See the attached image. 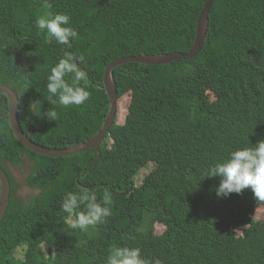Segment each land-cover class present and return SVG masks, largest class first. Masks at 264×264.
Masks as SVG:
<instances>
[{"label": "trees", "instance_id": "obj_1", "mask_svg": "<svg viewBox=\"0 0 264 264\" xmlns=\"http://www.w3.org/2000/svg\"><path fill=\"white\" fill-rule=\"evenodd\" d=\"M46 2L50 8L45 0H0V84L21 97V126L32 140L67 148L96 135L106 121V67L128 55L187 52L206 0ZM49 11L70 15L79 33L72 48L45 43L35 27ZM65 52L85 56L80 67L91 97L80 106H53L45 98L50 69ZM113 73L117 117L100 159L94 149L50 157L27 148L14 134L9 100L0 93V166L12 186L0 222V264H104L114 245L138 247L144 258L161 264H264L262 212L257 217L258 209L235 203L255 201L260 210L264 202L251 189L233 193L232 200L218 198L219 177H203L231 151L264 139V0H215L197 56L127 62ZM125 96L131 98L129 113L119 123ZM37 100L42 112L54 108L58 121L35 115L30 104ZM26 160L32 163L26 183L39 192L23 200L8 164L22 168ZM150 162L156 167L138 184V173ZM77 185L98 199L105 189L112 193L107 223L87 231L70 228L60 205ZM247 217L260 222L247 229ZM157 225L164 231L158 233ZM42 243L50 245L49 256ZM20 245L27 246L22 263L11 259Z\"/></svg>", "mask_w": 264, "mask_h": 264}, {"label": "clouds", "instance_id": "obj_2", "mask_svg": "<svg viewBox=\"0 0 264 264\" xmlns=\"http://www.w3.org/2000/svg\"><path fill=\"white\" fill-rule=\"evenodd\" d=\"M44 6L50 8V4L46 0ZM35 27L44 35V40L47 44H51L54 41L56 44L64 45L70 49L73 42L79 39V33L77 29L71 26V17L67 13H52L49 11L36 18ZM84 63L85 56L83 54L75 55L71 52H65L51 67L47 76V95H45L51 105L67 108L69 106L83 105L90 99L91 92L86 87L87 73L80 67ZM82 82L85 83L82 84ZM20 104L21 97L16 100L17 111L21 110L18 107ZM41 106L42 102L37 100L35 104L31 102L30 109L37 116L46 115L49 120L58 121V112L54 108L52 111L42 112ZM109 147L111 148V144ZM205 176L219 177L220 182L215 190L218 198L228 197L229 200H232L234 197L233 193L240 194L246 189H251L255 200L264 202V139L258 141L255 145L250 143L248 146L239 147L231 151L226 158L217 160L209 169H206L203 177ZM76 187L77 191H69L65 194L60 205L62 211L67 214L66 220L70 228L87 231L91 226L107 223V218L113 214L114 202L112 193L105 189L102 197L98 199L96 192L88 187L83 185H77ZM206 193H210L207 186L204 188V199L208 201ZM235 203L240 207L243 205L250 208H260V205L258 206L255 201L246 202V200H242ZM258 222H260V219L256 217H247L242 227L245 226L249 229ZM43 244L47 243H42L41 245L43 246ZM47 245L49 254L46 255L43 252L46 256H49L51 254L50 245ZM17 249L18 247L12 253L11 259ZM26 253L27 250L25 251L24 259L19 260L15 257V260H12L18 263L24 262ZM52 254L54 255V252ZM104 264H161V262L159 260L153 262L144 258L138 247L114 245L108 250Z\"/></svg>", "mask_w": 264, "mask_h": 264}, {"label": "water", "instance_id": "obj_3", "mask_svg": "<svg viewBox=\"0 0 264 264\" xmlns=\"http://www.w3.org/2000/svg\"><path fill=\"white\" fill-rule=\"evenodd\" d=\"M214 1L215 0H207L205 2L199 15L194 43L187 52L128 55L112 61L107 66L104 73V88L106 89V92L109 96L111 107L107 115L106 121L103 124L102 129L96 135L86 140L85 142L78 143L76 145L63 149L51 148L36 143L24 132V130L21 127L19 111H17L16 109L17 107L16 100L19 98L18 94L12 87L6 84H0V93L5 94L9 99L10 122L13 131L15 133V136L27 148L35 152H38L39 154L47 155L50 157L70 156L72 154L81 153L89 149H94L98 151L99 159H100L101 157L100 145L104 142L106 134L109 132L110 127L114 123L118 109L119 94L117 89V83L115 81V76L113 73L114 69L127 62H139L142 64H164V63H170L174 60L193 58L197 56L200 53V51L203 49L205 42L207 40L209 21H210L209 15ZM98 160L96 161V163L98 162ZM0 185H1V190H0V222H1L8 210L10 204V198H11V191H12L10 177L7 171L2 166H0Z\"/></svg>", "mask_w": 264, "mask_h": 264}, {"label": "rangeland", "instance_id": "obj_4", "mask_svg": "<svg viewBox=\"0 0 264 264\" xmlns=\"http://www.w3.org/2000/svg\"><path fill=\"white\" fill-rule=\"evenodd\" d=\"M131 98L128 96L122 97L120 100V110H121V116L119 118V123L124 122L128 111V106L130 103ZM32 163L30 161L25 162L24 166L22 168L20 167H14L11 164H8V168L10 172L12 173V176L14 177V182L16 184V191L17 195L22 198L23 200H27L31 195L37 194L39 191L38 189L32 188L29 185H27L26 180L30 173ZM156 164L153 162H150L147 167L140 170L136 180L138 184H141L144 180V177L148 175L154 168ZM262 212V216L264 217V208L261 207V209L256 211V215L258 217V213ZM164 227L161 225H157V232L161 233L163 232ZM25 245L18 246V249L15 252V255L12 257L13 260H15V257L19 260L24 259L25 251H26ZM43 251L46 255L49 254V247L47 244H43L42 246Z\"/></svg>", "mask_w": 264, "mask_h": 264}, {"label": "bare ground", "instance_id": "obj_5", "mask_svg": "<svg viewBox=\"0 0 264 264\" xmlns=\"http://www.w3.org/2000/svg\"><path fill=\"white\" fill-rule=\"evenodd\" d=\"M209 17H210V15H209ZM209 24H210V21H209ZM196 30H197V28H196ZM208 30H209V28H208ZM196 36V35H195ZM207 37H208V35H207ZM207 41V40H206ZM194 43V42H193ZM206 43V42H205ZM193 45V44H192ZM191 48V47H190ZM189 48V49H190ZM188 49V50H189ZM176 52H181V51H176ZM185 53V52H184ZM159 54H163V53H159ZM181 60V59H180ZM107 68V67H106ZM23 129V128H22ZM92 138V137H91ZM83 142H85V141H83ZM37 143V142H36ZM80 143H82V142H80ZM76 145V144H75ZM73 146V145H72ZM70 147V146H69ZM68 148V147H67ZM63 149V148H62Z\"/></svg>", "mask_w": 264, "mask_h": 264}]
</instances>
